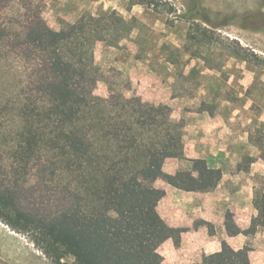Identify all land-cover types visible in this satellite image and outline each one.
<instances>
[{
    "label": "trees",
    "instance_id": "trees-1",
    "mask_svg": "<svg viewBox=\"0 0 264 264\" xmlns=\"http://www.w3.org/2000/svg\"><path fill=\"white\" fill-rule=\"evenodd\" d=\"M21 1L20 20L6 21L7 0H0V58H17L26 70H33L28 83L45 100L33 109L32 100H20L22 150L31 158L42 157L46 172L62 175L66 199L47 213L32 211L0 183V218L13 230L29 234L55 264L65 257H72L74 264H161L162 236L177 237L183 229L168 226L159 215L157 204L165 191L153 182L161 178L182 190L207 191L219 183L221 170L209 167L204 158H192L189 167L165 173L166 158H184V119H174L168 104L115 94L103 78L94 44L117 45L124 37L117 33L132 27L126 19L115 10L84 12L55 30L40 9ZM112 33L117 36L107 40ZM169 61L177 66L176 60ZM99 80L108 85L107 97L93 93ZM201 109L207 110L202 104ZM247 140L259 155H244L237 171L248 172L257 158L264 162V121L248 130ZM252 206L255 214L243 230L233 213L225 212L227 235L264 229V172L253 177ZM198 225H206L210 234L215 231L209 222L195 221ZM250 251L248 243L237 250L224 244L221 252L205 256L204 263L250 264Z\"/></svg>",
    "mask_w": 264,
    "mask_h": 264
},
{
    "label": "rangeland",
    "instance_id": "rangeland-1",
    "mask_svg": "<svg viewBox=\"0 0 264 264\" xmlns=\"http://www.w3.org/2000/svg\"><path fill=\"white\" fill-rule=\"evenodd\" d=\"M24 1L33 10L40 9L47 25L55 30L63 22H75L84 12L97 15L115 10L131 29L117 33L124 37L115 46L97 41L93 47L95 63L115 94L138 95L148 101L146 82L151 80L145 73L153 72V78L161 81L170 95H176V102H192L196 110L202 104L208 112L229 121L227 153L216 162L225 169L228 184L224 193L230 195L231 206L239 209L236 220L245 223L254 210L253 177L264 172V162L257 158L248 172L233 174L244 155H259L247 133L264 121V0ZM22 2L7 0L2 20H20ZM117 34L106 35V39ZM32 71L17 58H0V183L23 207L47 213L64 204L65 180L61 174L53 176L43 170L42 157L31 158L22 150L20 100H32V109L45 100L28 83ZM136 72L141 88L130 77ZM93 93L107 97V83L97 81ZM246 236L250 264H264V229ZM61 262L74 264L72 257ZM0 264L55 263L35 246L29 234L13 230L0 218Z\"/></svg>",
    "mask_w": 264,
    "mask_h": 264
},
{
    "label": "crops",
    "instance_id": "crops-1",
    "mask_svg": "<svg viewBox=\"0 0 264 264\" xmlns=\"http://www.w3.org/2000/svg\"><path fill=\"white\" fill-rule=\"evenodd\" d=\"M153 74L145 73V78L151 80V83L146 82L147 97H151L148 101L153 104H168L173 118L177 120L183 118L185 121L182 132L184 158H166L162 166L163 171L174 174L180 168L189 167V159L204 158L209 167L220 169L222 173L219 183L207 191L182 190L161 178L153 182L155 187L165 191V195L157 204L159 215L168 226L183 229L177 237L170 234L162 236L158 248L163 256L161 264H205L204 257L221 252L224 244L232 250H237L247 243V236L242 233L235 236L226 234L225 212L231 211L235 222L243 230L249 227L250 218L255 214V210L248 219L246 218L245 223L240 224L236 220L239 209L231 206L230 195L224 193V188L228 184L225 181V169L216 161L227 153L226 136L230 132L229 121L216 113L193 109L192 102H176L177 97H171L168 88H163L162 82L154 79ZM130 77L132 80L135 79L136 87L143 86L137 81L138 72L131 73ZM160 93H164L165 97L161 98ZM240 172L236 171L233 175ZM198 220L211 223L214 226V233L210 234L206 225L195 227V221Z\"/></svg>",
    "mask_w": 264,
    "mask_h": 264
}]
</instances>
